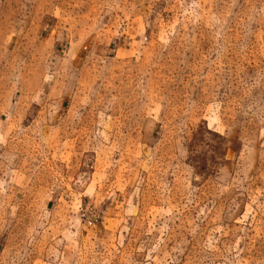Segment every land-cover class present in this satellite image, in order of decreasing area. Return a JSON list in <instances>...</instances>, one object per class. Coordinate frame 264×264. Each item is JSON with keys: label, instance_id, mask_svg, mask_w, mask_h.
<instances>
[{"label": "rangeland", "instance_id": "1", "mask_svg": "<svg viewBox=\"0 0 264 264\" xmlns=\"http://www.w3.org/2000/svg\"><path fill=\"white\" fill-rule=\"evenodd\" d=\"M0 264H264V0H0Z\"/></svg>", "mask_w": 264, "mask_h": 264}]
</instances>
